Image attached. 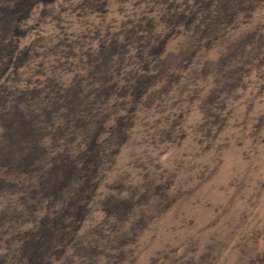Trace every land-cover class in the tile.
<instances>
[{
    "label": "rangeland",
    "instance_id": "obj_1",
    "mask_svg": "<svg viewBox=\"0 0 264 264\" xmlns=\"http://www.w3.org/2000/svg\"><path fill=\"white\" fill-rule=\"evenodd\" d=\"M0 264H264V0H0Z\"/></svg>",
    "mask_w": 264,
    "mask_h": 264
}]
</instances>
